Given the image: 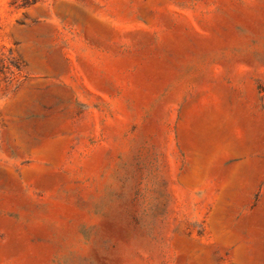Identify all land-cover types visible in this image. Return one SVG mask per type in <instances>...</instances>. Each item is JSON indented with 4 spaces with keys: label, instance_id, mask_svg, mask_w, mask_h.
<instances>
[{
    "label": "rangeland",
    "instance_id": "obj_1",
    "mask_svg": "<svg viewBox=\"0 0 264 264\" xmlns=\"http://www.w3.org/2000/svg\"><path fill=\"white\" fill-rule=\"evenodd\" d=\"M0 264H264V0H0Z\"/></svg>",
    "mask_w": 264,
    "mask_h": 264
}]
</instances>
